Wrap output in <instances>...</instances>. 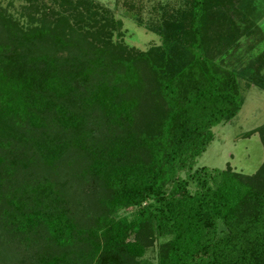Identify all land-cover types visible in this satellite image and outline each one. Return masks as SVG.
<instances>
[{"label": "trees", "instance_id": "obj_1", "mask_svg": "<svg viewBox=\"0 0 264 264\" xmlns=\"http://www.w3.org/2000/svg\"><path fill=\"white\" fill-rule=\"evenodd\" d=\"M25 1L0 6V264H264V154L194 167L239 79L264 90V0L159 4L146 49L95 0Z\"/></svg>", "mask_w": 264, "mask_h": 264}, {"label": "rangeland", "instance_id": "obj_2", "mask_svg": "<svg viewBox=\"0 0 264 264\" xmlns=\"http://www.w3.org/2000/svg\"><path fill=\"white\" fill-rule=\"evenodd\" d=\"M51 4V0H42ZM105 8H108L116 19L121 20V34L114 33V39H121L128 46L146 49L150 44L159 43L158 36L151 31L147 24L159 19L158 5L165 3L171 7H179L183 0H95ZM26 4L25 0H0V6L6 8L14 17ZM24 22L25 19L20 17ZM140 20V23L138 22ZM264 29V13L260 20ZM244 47V45L242 46ZM242 89L243 103L235 117L225 123L215 125L212 129L214 138L205 151L196 158L194 167L208 166L220 169L230 166L234 171L243 174H253L263 161V147L259 133L245 135L252 129L264 123V90L256 85L239 79ZM152 200H146V203ZM152 202V203H151ZM124 213V212H123ZM128 218L132 217L131 212L124 213ZM7 263L10 262L15 253L9 251ZM156 245L147 249L142 264H155Z\"/></svg>", "mask_w": 264, "mask_h": 264}]
</instances>
